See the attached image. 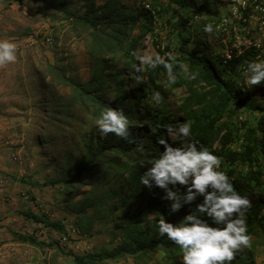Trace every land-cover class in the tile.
<instances>
[{
	"label": "trees",
	"instance_id": "16d2710c",
	"mask_svg": "<svg viewBox=\"0 0 264 264\" xmlns=\"http://www.w3.org/2000/svg\"><path fill=\"white\" fill-rule=\"evenodd\" d=\"M198 1L16 0L29 9L32 21L49 24L44 41L52 45L56 56L51 62L44 56L30 61L27 54L26 71L11 72L0 91V124L10 137L6 146L44 163L46 170L54 169L40 184L30 176L21 180L58 192L59 202L73 214L77 232L90 237L93 222H110V228L94 233H105L107 246L76 253L60 244L72 241L64 219H51L42 210H22L34 227L13 231L12 239L49 251L25 264H182L179 247L159 236L147 215L159 212L176 223L202 198L170 214L171 202L162 199L165 190L149 189L139 180L150 167L149 160L163 151L157 140L164 138L165 130L155 126L175 124L176 116L177 121L191 123V140L221 159L220 170L251 201L245 215L250 246H254L253 238L264 230V82L253 86L252 94L240 69L257 59L258 50L232 48L225 57L223 45L212 48L208 39L216 32L205 33L203 26L217 21L220 13ZM31 33L24 27L19 35ZM144 38L155 49L153 57L172 52L177 61L188 65L189 72H179L174 65L178 79L169 85L162 65L145 66L140 74L143 83L134 85L131 65L136 59L131 54ZM228 38L230 47L233 39ZM61 40L82 46L84 71L58 50ZM154 90L164 97L162 104L151 100ZM171 90H179L172 107L166 103ZM108 106L128 116L131 142L112 133L100 136L95 120ZM22 133L24 143H18ZM85 187L87 191L81 193ZM176 188L184 191V186ZM46 235L57 237L47 240ZM232 264H256L252 248L238 251Z\"/></svg>",
	"mask_w": 264,
	"mask_h": 264
},
{
	"label": "clouds",
	"instance_id": "9594fccd",
	"mask_svg": "<svg viewBox=\"0 0 264 264\" xmlns=\"http://www.w3.org/2000/svg\"><path fill=\"white\" fill-rule=\"evenodd\" d=\"M198 2L206 3L210 10L209 7L214 5L216 9L212 12L220 13L217 21L204 24L205 33L210 34L215 30L216 33L231 36L232 48L239 52L251 47H241L244 48L241 50L233 47V30L229 25L219 26L224 18H229L225 6L209 0ZM196 17L199 18L198 15ZM230 22L232 25L236 24V21ZM232 48L224 51L223 55L229 56ZM256 49L257 59L249 61L240 69L243 82L250 86L249 89L264 82V59H260L263 52L262 49ZM131 55L139 61L131 65L137 84L143 83L144 78L140 74L145 70V66L155 69L162 65L167 72L169 85L175 84L178 79L174 65H178L179 72H189L188 65L177 61L172 52H166L163 56L156 54L153 57L133 51ZM16 59L17 45L10 39H0V66L13 63ZM151 100L159 105L163 103L164 97L160 91L154 90ZM95 124L101 137L112 133L131 142L130 120L120 108L105 107L96 118ZM155 127H162L165 130L164 136L166 133L175 143H169L171 141L165 138L157 140V143L163 146V151L149 160L147 165L150 167L140 175V184L149 189L155 186L165 190L166 194L162 199L171 202L170 214L178 212L185 205H192L198 197L202 198L176 223L167 221L159 212L147 215L155 222L159 236L166 237L179 247L182 264H232L238 251H245L250 247L254 251V261L257 264L255 248L252 244L250 246L251 237L248 234L245 215L251 207V201L242 196L227 173L220 170L221 159L206 146L191 140L192 127L189 121L157 124ZM177 185L184 186V191L177 189ZM255 238L256 236L253 238L254 242Z\"/></svg>",
	"mask_w": 264,
	"mask_h": 264
},
{
	"label": "rangeland",
	"instance_id": "374dc122",
	"mask_svg": "<svg viewBox=\"0 0 264 264\" xmlns=\"http://www.w3.org/2000/svg\"><path fill=\"white\" fill-rule=\"evenodd\" d=\"M211 11L216 9L214 5H211ZM30 11L27 7L20 6L16 0H0V39H10L17 45V59L13 63H9L0 66V91L6 88V82L9 80L11 72L16 71L17 68H21L22 72H25L24 63L27 54H31L30 61L37 60L41 56L46 57L50 62L54 60L55 54L51 44H46L44 37L50 33L49 24L47 22H34L30 17ZM197 25H199V18L196 19ZM29 27L32 31L31 36H20L19 33L22 28ZM40 34L38 38L36 35ZM211 36L208 39V43L212 48H218L223 45L224 51L232 48V44L228 45L229 38L226 35H222L221 38ZM39 39V43L37 40ZM236 45V44H235ZM245 44L237 42V47L241 50L245 47ZM33 46L31 49L30 47ZM58 50L63 51L64 55L71 56L73 65H77L82 71L86 69L85 55L81 45L74 43L72 40L64 43L61 40L58 44ZM223 51V52H224ZM29 52V53H28ZM140 55L153 56L155 49L153 48L150 40L144 38L142 44L137 51ZM58 54V53H57ZM262 53L260 59H264ZM263 56V57H262ZM136 59V58H135ZM136 63L139 61L136 59ZM242 76V73H241ZM243 80V76H242ZM11 81V80H10ZM134 85H137L135 76L133 77ZM245 84V83H244ZM249 92L255 94L254 87L249 89ZM179 90H171L166 103L174 104V97L178 95ZM258 99L262 97L256 95ZM263 99V98H262ZM172 109V108H171ZM172 111V110H171ZM176 122L179 117H174ZM151 133V131H148ZM148 133V135H149ZM18 137V136H17ZM7 132L4 131L3 125L0 124V264H25V262L32 261L34 257L42 259L45 255L49 254L48 249L44 252H40L35 246L23 245L12 239V232H25L32 231L34 224L26 221L21 215L22 210L46 212L51 219H64L67 227L70 229V235L72 241L60 242L61 245H65V249H72L76 253H84L91 251L93 247H105L108 245L109 237L104 233L103 235H94L100 229L110 228L109 219H106L104 224L95 221L92 223L90 232L93 236L86 237L74 228L71 220L73 214L66 211L62 204L59 202V194L49 186H37L22 182L21 178L26 179L28 176L32 177V182L42 183L44 177L51 175L54 169L46 170L44 163H38L34 158H24L20 150L18 149L13 153L10 148H7V139H9ZM165 139L172 141L168 138L166 133ZM10 140V139H9ZM18 143H24V133L17 138ZM87 188H83L81 193H85ZM81 195L77 197L80 199ZM169 204V203H168ZM69 208V207H68ZM70 209V208H69ZM57 236H45L47 240L56 238ZM254 248L256 252L257 264H264V230H261L260 235L255 238ZM121 263V261H119ZM60 264H67L61 262Z\"/></svg>",
	"mask_w": 264,
	"mask_h": 264
},
{
	"label": "built area",
	"instance_id": "2783aa9c",
	"mask_svg": "<svg viewBox=\"0 0 264 264\" xmlns=\"http://www.w3.org/2000/svg\"><path fill=\"white\" fill-rule=\"evenodd\" d=\"M209 1L228 9L229 18H224L219 26L226 27L229 25L231 27L235 37L233 47H237V42L242 41L245 47L254 46L262 49L264 53V0ZM230 21L233 23L236 21V24L232 25ZM227 57H229L228 54Z\"/></svg>",
	"mask_w": 264,
	"mask_h": 264
}]
</instances>
